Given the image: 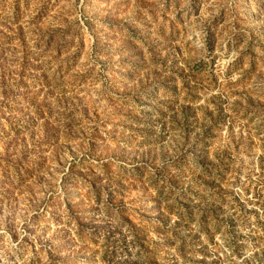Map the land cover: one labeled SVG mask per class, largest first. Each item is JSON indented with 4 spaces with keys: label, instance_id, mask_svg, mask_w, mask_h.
Segmentation results:
<instances>
[{
    "label": "rangeland",
    "instance_id": "obj_1",
    "mask_svg": "<svg viewBox=\"0 0 264 264\" xmlns=\"http://www.w3.org/2000/svg\"><path fill=\"white\" fill-rule=\"evenodd\" d=\"M0 264H264V0H0Z\"/></svg>",
    "mask_w": 264,
    "mask_h": 264
}]
</instances>
